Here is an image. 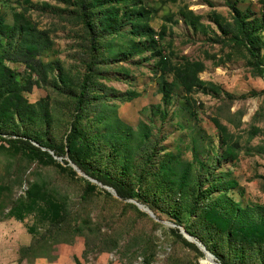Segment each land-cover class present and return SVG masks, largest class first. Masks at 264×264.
<instances>
[{
  "label": "rangeland",
  "instance_id": "rangeland-1",
  "mask_svg": "<svg viewBox=\"0 0 264 264\" xmlns=\"http://www.w3.org/2000/svg\"><path fill=\"white\" fill-rule=\"evenodd\" d=\"M69 1L0 0L5 23L26 25L24 33L14 38L0 37V56L16 72L13 102L21 101V107L11 100L0 103V120L6 123L0 125V132L28 139L51 155L0 141V264H212L211 258L200 257L186 245L184 236L174 233L180 231L167 217L154 219L137 201L122 200L101 183L93 182L97 188L86 195L87 176L71 165L68 152L56 154L59 145L66 142L74 109L72 97L60 90H75L85 57L81 24ZM133 2L153 10L150 26L155 34L152 38H128L134 42L118 39L123 44L120 61L103 72L109 75L103 81L105 96L115 104L117 116L135 130L132 147L146 139L157 146L161 171L139 189L149 199H158L164 211H168L172 196L180 197L183 201L178 209L185 214L198 180L203 189L212 180L219 186L216 195L224 193L244 208H264V77L244 49L222 42L234 33L226 35L220 28V24L234 23L233 3L248 13L249 21L262 19L264 0ZM186 9L199 16L198 24L185 20L182 10ZM259 35L264 57V29ZM28 50H36L44 62L41 75L20 58ZM161 57L164 65L185 57L202 63L204 70L199 77L204 86L187 94L167 71L164 77L170 99L165 103L160 89L163 69L156 64ZM2 68L0 63V81L2 76L10 77L9 70ZM130 91L137 96L122 101L121 96H129ZM112 131L93 129L94 134L102 133L108 147L92 162L108 163ZM37 139L56 150L41 146ZM120 155V161L109 163H128L127 178L136 181V165L145 163V158L135 148L124 149ZM29 189L36 199L17 203ZM15 205L16 210L24 211L23 219L7 216ZM31 208L34 211L27 212ZM65 211L92 236V251L85 257L86 239L77 235L72 244H56L47 257L21 262L22 248L44 236L53 216ZM108 236L119 246L98 253L96 247ZM246 242L264 245V236L258 233Z\"/></svg>",
  "mask_w": 264,
  "mask_h": 264
},
{
  "label": "trees",
  "instance_id": "trees-1",
  "mask_svg": "<svg viewBox=\"0 0 264 264\" xmlns=\"http://www.w3.org/2000/svg\"><path fill=\"white\" fill-rule=\"evenodd\" d=\"M134 0H71L75 9L76 19L81 24V33L84 40L85 57H82V68L77 81L73 87L75 90H60L72 97V119L66 142L59 145V150L40 140L41 146L50 147L56 150V154L65 155L67 152L71 161L76 164L88 177L96 180L104 186L111 187L122 200H134L149 208L158 219H167L183 226L189 235L199 240L206 249L214 255L221 264H264V245L256 243L252 246L246 242L258 233L264 236V208H244L224 193L216 195L214 192L219 188L216 182L210 180L208 188L198 180L196 190L193 191L187 201V211L181 214L178 209L183 201L180 197H173L170 200L168 211H164L158 199H149L143 193L142 186H147L157 177L161 171L160 158L157 146L153 141L146 139L143 143H137L132 147L135 139V130L129 124L123 122L118 116L115 104L110 103L105 96L107 88L104 87V79L109 78L108 72L115 63L120 61L119 53L123 50V44L118 42L120 38H133L136 36H154V29L150 22L153 17V10L143 3L133 2ZM234 23L229 25L220 24L221 31L232 37L223 40L224 44L233 43L237 48L245 50L258 65V74L264 77V57L261 55L262 40L260 32L264 29V17L249 21L248 13L241 11L234 3L230 5ZM182 15L191 24L199 23V16L192 10H182ZM130 28L123 30L126 25ZM25 24H7L0 15V37L7 36L14 38L18 33H24ZM165 26L163 27L164 33ZM133 39H128L134 42ZM127 40V41H128ZM36 50H28L20 57L35 69L39 75L43 72L44 62L38 58ZM133 54V53H132ZM130 54V55H132ZM245 57L246 55L243 54ZM2 69H8L10 77L0 81V103L5 100L21 107V101L13 102L16 97V89L12 87L16 79V72L10 69L0 56ZM166 63L161 57L156 64L163 69L160 82V89L163 94V101L168 103L170 90L168 81L164 73L170 71L176 80L180 81L185 92L191 94L204 86V81L199 74L204 70V65L194 62L187 57L177 63ZM256 65V66H257ZM123 66H121L122 68ZM112 70V69H111ZM45 73V71H44ZM1 75V74H0ZM36 83V82H35ZM58 89L60 87L58 86ZM264 92V90H263ZM129 96H121L122 101L132 99L137 96V92L130 91ZM26 103V100L23 99ZM115 123V125H114ZM5 120H0V125H5ZM113 129L109 137L112 138L113 148L109 155L108 163L92 162L98 155H102L107 150L108 144L102 139V133H92L93 129ZM6 133L0 132V141H7L17 147H26L30 151L46 155H51L43 151L39 146L34 145L30 140L6 137ZM36 140V141H37ZM116 140V141H115ZM125 141L124 143H121ZM144 146V147H143ZM135 148L143 156L145 163L136 165V181H129L127 178L128 163H109L110 161H120L121 151ZM87 189L85 194L94 190L97 186L90 180L86 181ZM89 190V191H88ZM110 197L111 193L107 192ZM113 198V197H112ZM36 196L29 189L25 196L17 199L19 202H29L35 200ZM118 201L117 199H114ZM16 205L7 212V216H17L24 218L23 210H16ZM33 208L27 212H33ZM73 215L66 211L62 215L53 216L52 225L46 230L44 236L36 237L33 245L22 248V261L29 258L47 257L55 249L56 244L64 242L72 244L77 235L86 239L87 252L92 251V236L85 234L78 221L72 222ZM78 219V217H77ZM84 222V221H82ZM81 222V223H82ZM84 228V227H83ZM34 232V231H33ZM35 232H39L35 230ZM40 233V232H39ZM180 238L183 235L174 230ZM186 245L195 250L200 257L205 254L194 243L185 241ZM264 243V242H263ZM119 242L112 236L101 239L96 247L98 253H103L116 249Z\"/></svg>",
  "mask_w": 264,
  "mask_h": 264
},
{
  "label": "water",
  "instance_id": "water-1",
  "mask_svg": "<svg viewBox=\"0 0 264 264\" xmlns=\"http://www.w3.org/2000/svg\"><path fill=\"white\" fill-rule=\"evenodd\" d=\"M71 163V165L74 167V168H76L79 172H81V173H83L85 176H87V178L90 180V181H92V182H95V183H99V182H97L96 180H94V179H92V178H90V177H88V175L86 174V173H84L76 164H74L73 162H70ZM100 184V183H99ZM100 185H102V184H100ZM105 188L106 189H108L109 191H112V190H110V189H112V188H109V187H107V186H105ZM113 192H114V194L115 195H117L116 194V192H115V190L113 189ZM137 203V205L141 208V209H143L144 211H146L147 213H149V215L151 216V217H153L154 219H158L156 216H155V214L149 209V208H147L145 205H143V204H140V203H138V202H136ZM172 227H177L178 229H179V231H180V233L189 241V242H192V243H194L201 251H203V253L205 254V256H206V258L208 259V258H211L212 259V264H218L217 262H216V258L214 257V255H212L207 249H206V247L199 241V240H197L196 238H194V237H192L191 235H189L188 234V232L186 231V229L184 228V227H182V226H177L176 224H174V223H169Z\"/></svg>",
  "mask_w": 264,
  "mask_h": 264
}]
</instances>
